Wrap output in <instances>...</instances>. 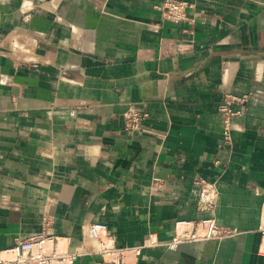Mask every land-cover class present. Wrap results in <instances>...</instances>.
<instances>
[{"label": "crops", "instance_id": "0c3cea01", "mask_svg": "<svg viewBox=\"0 0 264 264\" xmlns=\"http://www.w3.org/2000/svg\"><path fill=\"white\" fill-rule=\"evenodd\" d=\"M166 1L0 0V249L44 231L73 264H114L90 224L126 248L213 216L236 234L143 245L136 264H264V0H177L179 22ZM224 94L245 98L229 142Z\"/></svg>", "mask_w": 264, "mask_h": 264}, {"label": "built area", "instance_id": "2783aa9c", "mask_svg": "<svg viewBox=\"0 0 264 264\" xmlns=\"http://www.w3.org/2000/svg\"><path fill=\"white\" fill-rule=\"evenodd\" d=\"M160 9L163 16L172 22L186 19V3L177 0L164 2ZM244 97L224 94L218 104L222 115V136L225 142L231 139L232 120L240 110L234 107L235 103L244 102ZM145 112L129 109L124 116L125 125L129 130L141 129V122L146 117ZM200 187L198 210L212 212L217 200V189L213 182L202 178L194 181ZM264 245V200L261 205V220L258 227ZM91 237L97 241L98 252L114 264H136V257L140 254L143 245H163L168 249H176L180 244L209 239L222 240L236 234L232 228L217 224L213 216L199 220H177L174 222L172 236L161 242L153 235H149L142 245H133L126 248L115 246L113 238L107 234V225L97 221L89 225ZM57 238L44 231L31 235L8 248L0 249V264H73L75 255L60 253L56 250Z\"/></svg>", "mask_w": 264, "mask_h": 264}]
</instances>
